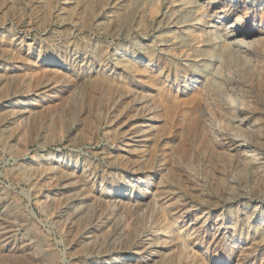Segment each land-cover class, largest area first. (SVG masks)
Instances as JSON below:
<instances>
[{"label":"rangeland","instance_id":"rangeland-1","mask_svg":"<svg viewBox=\"0 0 264 264\" xmlns=\"http://www.w3.org/2000/svg\"><path fill=\"white\" fill-rule=\"evenodd\" d=\"M0 264H264V0H0Z\"/></svg>","mask_w":264,"mask_h":264},{"label":"bare ground","instance_id":"bare-ground-1","mask_svg":"<svg viewBox=\"0 0 264 264\" xmlns=\"http://www.w3.org/2000/svg\"><path fill=\"white\" fill-rule=\"evenodd\" d=\"M135 197V196H134Z\"/></svg>","mask_w":264,"mask_h":264}]
</instances>
